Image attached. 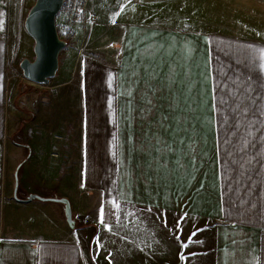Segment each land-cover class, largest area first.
<instances>
[{"label": "crops", "instance_id": "0c3cea01", "mask_svg": "<svg viewBox=\"0 0 264 264\" xmlns=\"http://www.w3.org/2000/svg\"><path fill=\"white\" fill-rule=\"evenodd\" d=\"M35 1L0 0V264H94L79 201L121 237L101 259L112 245L139 264H264V36L178 25L188 0H119L106 55L80 57L79 153L8 149L11 44ZM31 194L68 198L75 226Z\"/></svg>", "mask_w": 264, "mask_h": 264}, {"label": "rangeland", "instance_id": "374dc122", "mask_svg": "<svg viewBox=\"0 0 264 264\" xmlns=\"http://www.w3.org/2000/svg\"><path fill=\"white\" fill-rule=\"evenodd\" d=\"M120 1L89 0L88 13L82 15L80 20L72 26L70 35L66 36L58 29L61 38L67 41V46L61 52L60 66L56 76L48 83H36L25 77L21 62L25 58L35 59L33 39L28 32L17 33L14 36L10 51L5 102L8 149L18 144L28 143L38 153L54 150L55 153L62 155L63 150L70 153L71 148L77 149L79 153L82 137L80 57L84 53L91 52L100 58L106 55L107 40H109L107 34L109 27H112L110 18L121 15ZM113 6L115 13L110 17L107 14L108 7ZM184 6L193 12L180 13V18L176 22L178 25H185L184 20H186L188 26L195 29L215 30L216 28L218 31L240 35L264 36V0H188L180 7ZM62 18L63 14H58L57 26L61 24ZM120 21L122 19L118 20ZM117 33L118 38H121V30H117ZM40 137H44V141ZM58 141L61 142L60 148ZM29 153L30 151L27 154ZM15 168L16 165L12 169L13 177ZM78 190L77 195L85 192ZM12 195L10 192L9 197ZM76 204L78 222L80 220L84 222L82 228L85 227L86 235L82 239L86 243L90 241L94 264H102V259H106V262L103 261L104 264H111V261H107L108 255L115 257L118 264H139L138 258L133 259L132 251L124 256L112 245L108 246L110 248H104L101 259L99 254L102 247L112 244L110 237L115 243L122 244L121 237L112 235L113 233H103L102 229L105 228L97 225L94 217L91 216V214L95 216L93 209L82 205L80 201ZM22 215L27 219L46 221L42 223L45 228L43 230L54 227L52 219L47 215L45 217L36 209L24 210ZM119 248L122 249V246Z\"/></svg>", "mask_w": 264, "mask_h": 264}, {"label": "water", "instance_id": "95a60500", "mask_svg": "<svg viewBox=\"0 0 264 264\" xmlns=\"http://www.w3.org/2000/svg\"><path fill=\"white\" fill-rule=\"evenodd\" d=\"M63 3L64 0H36L26 17L25 28L35 42V59H23L21 67L25 77L33 82L48 83L58 72L60 54L67 46V41L61 38L57 26V16L62 10ZM34 198L63 203L69 225L75 226L72 205L68 198L48 199L31 194L27 200Z\"/></svg>", "mask_w": 264, "mask_h": 264}, {"label": "built area", "instance_id": "2783aa9c", "mask_svg": "<svg viewBox=\"0 0 264 264\" xmlns=\"http://www.w3.org/2000/svg\"><path fill=\"white\" fill-rule=\"evenodd\" d=\"M89 0H64L62 10V22L58 29L64 35H70L72 26L80 20L82 15L88 13Z\"/></svg>", "mask_w": 264, "mask_h": 264}, {"label": "snow or ice", "instance_id": "6c2138e0", "mask_svg": "<svg viewBox=\"0 0 264 264\" xmlns=\"http://www.w3.org/2000/svg\"><path fill=\"white\" fill-rule=\"evenodd\" d=\"M101 222L103 223L104 221L102 220ZM193 235H195V233H193ZM185 246H187V245H185Z\"/></svg>", "mask_w": 264, "mask_h": 264}]
</instances>
